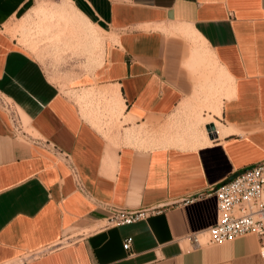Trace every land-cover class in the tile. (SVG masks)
<instances>
[{
	"label": "crops",
	"instance_id": "crops-1",
	"mask_svg": "<svg viewBox=\"0 0 264 264\" xmlns=\"http://www.w3.org/2000/svg\"><path fill=\"white\" fill-rule=\"evenodd\" d=\"M69 1L108 34L80 101L38 57L59 33L7 30L34 0H0V92L35 132L0 111V264H264L253 233L186 237L216 221L208 192L264 158V0ZM108 101L120 129L98 128ZM113 207L154 210L111 224Z\"/></svg>",
	"mask_w": 264,
	"mask_h": 264
},
{
	"label": "rangeland",
	"instance_id": "rangeland-1",
	"mask_svg": "<svg viewBox=\"0 0 264 264\" xmlns=\"http://www.w3.org/2000/svg\"><path fill=\"white\" fill-rule=\"evenodd\" d=\"M64 4H67L66 0L65 2L64 0H34L32 7L27 10L24 8L19 12L17 19L7 24V30L11 34L18 36V40L24 45L27 42V33L30 40L35 36V39H32L31 43L36 44L38 41H41V36L43 38L42 33L44 31V37L48 36V32L50 31L59 33L60 40L56 38L57 42L53 41V34L50 35L51 44L50 46L47 45V50L44 51L46 54H40L38 57L43 61L46 60V62L49 57L50 71L48 74L50 78L53 81L61 83L62 89L66 94L80 101L85 96V88L84 86L81 88L80 86H73L85 83L84 77H87L93 68L100 63L104 52V40L108 34L96 29L85 20L73 19L75 18L73 17V13H70V10L66 9L68 8V4L67 6ZM25 11L26 13H24ZM73 20H77V24ZM175 34L181 42H184V47H204L203 43L198 41L196 37H192L190 40V35L186 31L178 29ZM56 35L58 37V34ZM61 36H64L65 39L62 40ZM55 43H58L54 47L58 54L51 56V52L54 51L52 49L53 44ZM30 47L32 46L30 45ZM39 52L40 50L37 53ZM208 63L212 64L213 62L209 59ZM100 105L102 113L99 116V120L101 119L103 124L99 125L98 128H102L105 131L109 124L113 123V128L120 129L121 125L118 118L120 109L116 105L109 104V101L106 105L99 103L98 109H100ZM0 111L8 117L16 131L25 130L35 134L29 124L28 117L21 107L2 92H0ZM107 115H109L108 121Z\"/></svg>",
	"mask_w": 264,
	"mask_h": 264
},
{
	"label": "built area",
	"instance_id": "built-area-1",
	"mask_svg": "<svg viewBox=\"0 0 264 264\" xmlns=\"http://www.w3.org/2000/svg\"><path fill=\"white\" fill-rule=\"evenodd\" d=\"M208 193H213L216 198V221L205 229L190 233L187 239L195 245H202L253 233L259 239L264 258V158L236 169ZM153 210L113 207L106 221L111 224L134 222ZM131 242L130 236L125 237L124 248L128 249Z\"/></svg>",
	"mask_w": 264,
	"mask_h": 264
},
{
	"label": "bare ground",
	"instance_id": "bare-ground-1",
	"mask_svg": "<svg viewBox=\"0 0 264 264\" xmlns=\"http://www.w3.org/2000/svg\"><path fill=\"white\" fill-rule=\"evenodd\" d=\"M64 2H65V0H64ZM66 3L68 4V8H66L67 10H70V13H73V17H75V19H77V20H85L86 21V19H85V17L75 8V6H73L72 4H71V2L69 1V0H66ZM67 4L65 5V6H67ZM62 7H63V5H62ZM65 9V10H66ZM64 10V9H63ZM72 15V14H71ZM87 22V21H86ZM87 23H89V22H87ZM90 24V23H89ZM115 94V93H114ZM118 94V93H117ZM112 96V95H111ZM116 96V95H115ZM115 96H113V97H115ZM116 98H118L117 96L114 98L116 101H118ZM120 98V97H119ZM111 99H113L112 97H111ZM109 100H110V98H109ZM115 102V101H114ZM113 101H112V103H114ZM120 102H121V99H120ZM119 102V103H120ZM82 103V102H81ZM85 103V102H84ZM117 103V102H116ZM112 105H114V104H112ZM116 106L118 105V104H115ZM82 107H84V106H82ZM81 107V108H82ZM120 107V106H119ZM85 108V107H84ZM83 108V109H84ZM112 108V107H111ZM116 110V109H115ZM118 110V109H117ZM120 111H122V109L120 108ZM83 112H85V109H84V111ZM86 112H87V109H86ZM117 113H119L118 111H117ZM115 114V113H114ZM86 115V114H85ZM118 115V114H117ZM119 116V115H118ZM97 118V117H96ZM214 121V120H213ZM216 121V120H215ZM217 122V121H216ZM218 123V122H217Z\"/></svg>",
	"mask_w": 264,
	"mask_h": 264
},
{
	"label": "water",
	"instance_id": "water-1",
	"mask_svg": "<svg viewBox=\"0 0 264 264\" xmlns=\"http://www.w3.org/2000/svg\"><path fill=\"white\" fill-rule=\"evenodd\" d=\"M207 129L211 131L210 135L213 136L215 133H214V126H213V123H209L207 126Z\"/></svg>",
	"mask_w": 264,
	"mask_h": 264
}]
</instances>
